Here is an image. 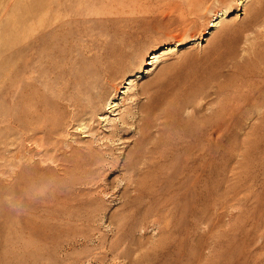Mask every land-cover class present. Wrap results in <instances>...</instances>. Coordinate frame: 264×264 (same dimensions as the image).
<instances>
[{
  "label": "rangeland",
  "instance_id": "1",
  "mask_svg": "<svg viewBox=\"0 0 264 264\" xmlns=\"http://www.w3.org/2000/svg\"><path fill=\"white\" fill-rule=\"evenodd\" d=\"M180 4L0 0V264H264V0ZM119 49V105L77 119L69 100ZM230 103L218 145L184 133Z\"/></svg>",
  "mask_w": 264,
  "mask_h": 264
},
{
  "label": "bare ground",
  "instance_id": "2",
  "mask_svg": "<svg viewBox=\"0 0 264 264\" xmlns=\"http://www.w3.org/2000/svg\"><path fill=\"white\" fill-rule=\"evenodd\" d=\"M208 2V0H182V5L180 4V5H178V7H179V11H181V13L183 12V15L184 16H182V17H184L185 19H187V18H189L190 16H193V15H195V14H197L198 12H199V9L201 8V7H204V5L206 4ZM259 12V11H258ZM257 15V14H256ZM259 19V18H258ZM28 21V20H27ZM26 21V22H27ZM30 22V21H29ZM28 22V23H29ZM255 22V21H254ZM27 23V24H28ZM257 25H259L258 23H256ZM212 27H215V26H217V23L216 24H212L211 25ZM264 34V33H263ZM15 37V36H14ZM17 37V36H16ZM15 37V38H16ZM14 40H16V39H14ZM129 46V45H128ZM121 48H122V46H120ZM117 49V48H116ZM127 50V49H126ZM126 50L124 51V49H119L118 51H116L114 54H112V55H108L109 57H107L101 64H99L100 66L93 72V74H96L95 76H97L96 77V79H95V81L93 82V81H91L90 82V80L89 81H87V78H86V81H84L83 83H81V85H80V93L79 94H77V96L73 99V100H69V101H72L71 103L73 104V106L75 107V109H76V116H77V119H80V118H82V117H90L92 120L93 119H95V117H96V115L97 114H99V113H101V112H105L106 111V108H107V106L109 105L110 107H109V109H111V108H114L115 106H117V105H119V104H113L114 102H109V100H110V98H109V96H110V93H109V90H108V87H106V85H109L110 86V88L112 87L113 89H114V91H116L117 93L119 92V93H125V91H122L121 90V88H125L124 86L123 87H119L120 85H122V81H120L119 83L117 82L116 83V81H118V79L120 78V76H118V74H121L122 76L121 77H123V76H125V74L129 71V66L127 67V65L126 64H128L127 62L125 63V58H126V54H125V52H126ZM115 51V50H114ZM16 52V51H15ZM14 52V53H15ZM128 52V51H127ZM17 53V52H16ZM259 54V53H258ZM105 55V54H104ZM256 55V54H255ZM16 56V55H15ZM106 56V55H105ZM257 56V55H256ZM256 56H255V58H256ZM262 56V55H261ZM104 57V56H103ZM102 57V58H103ZM157 57L158 56H156V55H152L151 56V58H152V60H154V62L153 63H155L156 61H157ZM259 57H260V55H259ZM16 58V57H15ZM105 58V57H104ZM258 58V57H257ZM76 59V58H75ZM80 59V58H79ZM78 59V60H79ZM90 59V58H89ZM260 59V58H259ZM259 59H257V60H259ZM74 60V59H73ZM262 60V59H261ZM249 61V60H248ZM256 61V60H255ZM263 61V60H262ZM69 62H71V60L69 61ZM94 62V61H93ZM264 62V61H263ZM262 62V63H263ZM86 63V62H85ZM84 63V64H85ZM71 64V63H70ZM93 64H95V63H93ZM150 65H153V64H151V63H149ZM73 65V64H72ZM96 65V64H95ZM244 65V64H243ZM27 66V65H26ZM23 67H25V66H23ZM88 67V66H87ZM92 67V66H91ZM96 67H97V65H96ZM241 67V66H240ZM239 67V68H240ZM246 67H247V65H246ZM70 68V67H69ZM80 68V67H79ZM95 68V67H94ZM93 68V69H94ZM238 68V67H237ZM16 69V68H15ZM28 69H29V67H28ZM31 69V68H30ZM68 69V68H67ZM66 69V70H67ZM18 70V69H17ZM26 70H27V68H26ZM26 70H24V71H26ZM42 70V69H41ZM85 70H87V68H85ZM239 70H241V69H239ZM22 71V70H21ZM70 71V70H69ZM78 71V70H77ZM83 71V70H82ZM88 71H89V69H88ZM60 72V71H59ZM25 73V72H24ZM66 73V72H65ZM75 73V72H74ZM243 73H244V71H243ZM242 73V74H243ZM47 74V73H46ZM70 75H71V73H70ZM82 75V74H81ZM90 75V74H89ZM262 75V74H261ZM260 75V76H261ZM15 76V75H14ZM45 76V75H44ZM58 76H60V75H58ZM65 76H66V74H65ZM74 76H75V74H74ZM88 76V75H87ZM17 77V76H16ZM18 77H19V75H18ZM17 77V78H18ZM32 77V76H31ZM33 77H35V76H33ZM72 77V76H71ZM91 77V76H90ZM90 77H88V78H90ZM40 78V77H39ZM39 78H36V79H39ZM47 78V77H46ZM49 78H51V77H49ZM60 78V77H59ZM63 78V77H62ZM61 78V79H62ZM74 78V77H73ZM72 78V79H73ZM79 78H80V76H79ZM32 79V78H31ZM33 79H35V78H33ZM43 79H44V77H43ZM66 79H67V77H66ZM68 79H70V78H68ZM81 79V78H80ZM85 79V78H84ZM121 79V78H120ZM16 80V79H15ZM15 80H13L14 82H15ZM92 80H94V79H92ZM19 81V80H18ZM40 81V80H39ZM70 81V80H69ZM72 81V80H71ZM77 81V80H76ZM124 81H126L124 84H128V85H131L132 83H133V80L132 79H125ZM129 81V82H128ZM43 82V81H42ZM60 83V82H59ZM80 82H78V84H79ZM17 84V83H16ZM27 84H29V83H27ZM68 84V83H67ZM76 84V83H75ZM47 85V84H46ZM62 85H64V83H62ZM74 85V84H73ZM15 86V85H14ZM17 86V85H16ZM28 86V85H27ZM66 86V85H65ZM64 86V87H65ZM73 87V86H72ZM68 88V87H67ZM71 88V87H70ZM36 89V88H35ZM59 89H60V87H59ZM58 89V90H59ZM63 90H65L64 88H62ZM129 89V88H128ZM131 89V88H130ZM57 90V91H58ZM104 90H106L105 92H103ZM69 91V90H68ZM71 91V90H70ZM16 92H18L17 90H16ZM58 92H60V91H58ZM73 92V91H72ZM110 92H112L111 90H110ZM15 93V92H14ZM67 93V92H66ZM264 93V92H263ZM18 93H16L15 95H17ZM38 94V93H37ZM61 94V93H60ZM75 94V93H74ZM100 94H102V95H104V96H101ZM109 94V95H108ZM130 94V93H129ZM36 95V94H35ZM72 95H73V93H72ZM31 96H32V94H31ZM30 96V97H31ZM70 96V95H69ZM132 96V94H130V95H126V96H124L123 98H121V104L124 106L125 105V103H126V101L127 100H129L130 101V99H131V101H133V98L131 97ZM246 96V98L247 99H249V98H251L250 97V94H248V95H245ZM17 97V96H16ZM30 97H29V99H30ZM34 98H35V96H33ZM38 97V96H37ZM40 98V97H39ZM194 98V97H193ZM71 99V98H70ZM178 99V98H177ZM184 99H186V98H184ZM190 99V98H189ZM151 100V99H150ZM194 100V99H193ZM38 101V100H37ZM40 101H43V100H39V102ZM67 101V100H66ZM130 101V102H131ZM56 102V101H55ZM59 102H61V101H59ZM43 103V102H42ZM101 103H103V104H101ZM147 103H151V101L150 102H147ZM179 103H181V102H179ZM184 103V102H183ZM186 103H188V101H186ZM185 103V104H186ZM232 103V102H231ZM230 103V104H231ZM34 104V103H33ZM46 104V103H45ZM135 105H136V103H134ZM148 104V105H149ZM152 104V103H151ZM182 104V103H181ZM198 104V103H197ZM246 104V103H245ZM248 105H249V102L247 103ZM57 105V104H56ZM65 105V104H64ZM145 105V104H144ZM177 105V104H176ZM187 105V104H186ZM185 105V106H186ZM236 105H237V103H236ZM250 105H251V103H250ZM249 105V106H250ZM27 106V105H26ZM34 106V105H33ZM35 106H36V104H35ZM43 106L45 107V105H44V103H43ZM68 105H66V107H67ZM29 107V106H28ZM39 107V106H38ZM65 107V106H64ZM63 107V108H64ZM135 107V106H134ZM157 107V106H156ZM156 107H155V109H156ZM176 107V106H175ZM182 107H183V105H182ZM189 107V106H188ZM237 106H235V104L233 103V104H231V105H228L226 108H223V109H221V110H219V111H217L216 113H211L212 115H210V116H208L207 118H204L203 120H201V119H199V120H201V121H196L197 122V124L194 126V127H192L191 126V128L189 127V128H186L187 129V131L186 132H184V133H186V135L188 134V136H190V135H193V136H195V137H197L198 139L200 138V137H202V139H203V137L204 136H206L207 135V137L208 136H210V139H212V141L211 142H213L214 143V145L216 146V145H218L219 143H220V141L222 142V140L220 139V137H219V132L220 131H222V130H224V129H228V130H233V128L236 126V124H235V118H236V114L238 113V111H237V109L238 108H236ZM32 107H30L29 109H31ZM69 108H70V106H69ZM133 108V107H132ZM136 108V107H135ZM147 108L148 107H142V109H141V112L142 113H146L147 112ZM158 108V107H157ZM185 107H183V109H184ZM195 108H197V107H195ZM242 108V107H241ZM28 109V108H27ZM36 109V108H35ZM38 109V108H37ZM46 109H48L47 107H46ZM45 109V110H46ZM57 109V108H56ZM60 109V108H59ZM72 109V108H71ZM119 109V111H120V107L118 108ZM130 109V108H129ZM165 109H167V108H165ZM182 109V110H183ZM200 109V108H199ZM198 109V110H199ZM32 110V109H31ZM42 110H43V108H42ZM50 110V109H49ZM53 110V109H52ZM66 110V109H65ZM168 110V109H167ZM170 110V109H169ZM240 110V109H239ZM29 111V110H28ZM27 111V112H28ZM40 111V110H39ZM39 111H38V113H39ZM60 111V110H59ZM64 111V110H63ZM67 111V110H66ZM162 111H164V110H162ZM161 111V112H162ZM173 111V110H172ZM44 112V111H43ZM160 112V111H159ZM176 112V111H175ZM197 112V111H196ZM237 112V113H236ZM264 112V111H263ZM29 113V112H28ZM28 113H27V115H28ZM48 113V112H47ZM134 112H132V114H133ZM138 113V112H137ZM140 113V112H139ZM164 114H166L165 113V111L163 112ZM162 113V115H163V117H165L164 116V114ZM172 113V112H171ZM63 114H64V112H63ZM67 114V113H66ZM132 114H130V118L131 117H133V115ZM148 114V113H147ZM167 114H168V111H167ZM174 114V113H173ZM195 114V113H194ZM202 114H204L203 112H202ZM30 115H32V114H30ZM34 115V114H33ZM35 115H37V114H35ZM73 116H74V113L72 114ZM114 115H119V120L118 121H116V120H114V119H108L109 120V122L111 123V126H112V130H111V132H110V134L108 135L110 138H111V140L112 141H115L116 139V136H120L119 135V132L121 131H123L124 129H123V125H125V124H127L128 122H129V117L128 116H126V114H122V113H115ZM139 115H141V113L139 114ZM156 115H158V116H161V115H159V114H156ZM172 115V114H171ZM205 115V114H204ZM264 115V114H263ZM39 116V115H38ZM65 116V115H64ZM149 116V115H148ZM141 117L142 119H141V121H144V127H142V126H138L139 128H140V135L142 134V136H143V134L145 133V131L147 130L146 128H148V126H149V129H150V124H149V117ZM170 116V115H169ZM174 116V115H173ZM183 116V115H182ZM194 116V115H193ZM198 116H199V114H198ZM197 116V117H198ZM27 117V116H26ZM32 117V116H31ZM34 117V116H33ZM35 117H37V116H35ZM53 117V116H52ZM63 117V116H62ZM70 117V116H69ZM135 117H136V115H135ZM139 117V118H140ZM168 117V116H167ZM179 117V116H178ZM181 117V116H180ZM195 117V116H194ZM200 117H202L201 116V113H200ZM203 117H205V116H203ZM28 118H30L29 116H28ZM28 118H26V119H28ZM157 118V117H156ZM166 118V117H165ZM176 118V117H175ZM183 118H185L184 116H183ZM196 118V117H195ZM31 119H33V118H31ZM30 119V120H31ZM54 119V118H53ZM87 119V118H86ZM90 119V120H91ZM134 119V118H133ZM153 119V118H152ZM171 119L172 120H174V118H172V116H171ZM170 119V120H171ZM181 119L182 118H180V121H181ZM191 119V118H190ZM49 120H51V122H53L52 121V119H50L49 118ZM57 120V119H56ZM65 121H67L66 119H64ZM107 120V119H106ZM137 120V119H136ZM157 120H159L158 118H157ZM156 120V121H157ZM171 120V121H172ZM186 120V119H185ZM192 120V119H191ZM194 120V119H193ZM46 121V120H45ZM55 121V120H54ZM64 121V122H65ZM71 121V120H70ZM69 120H68V122H70ZM80 121V120H79ZM81 121H82V119H81ZM85 121V120H84ZM133 121V120H132ZM140 121V122H141ZM167 121V120H166ZM165 121V122H166ZM171 121H169V122H171ZM41 122V121H40ZM44 122V121H43ZM43 122H41V123H43ZM47 122V121H46ZM50 122V121H49ZM88 122V121H87ZM151 122V121H150ZM165 122H164V124H165ZM184 122V121H183ZM183 122H182V124H183ZM40 123V124H41ZM66 123V122H65ZM70 123H72V122H70ZM74 123V122H73ZM76 123V122H75ZM74 123V124H75ZM82 123V122H81ZM86 123V122H85ZM90 123V122H89ZM120 123L121 124H123L122 126L120 125ZM130 123V122H129ZM146 123V124H145ZM177 123V122H176ZM186 123V122H185ZM44 124V123H43ZM49 124H52V123H49ZM57 124V123H56ZM59 124H61V123H59ZM77 124V123H76ZM87 124V123H86ZM85 124V125H86ZM181 124V123H180ZM194 124V123H193ZM192 124V125H193ZM42 125V124H41ZM46 125V124H45ZM63 125V124H62ZM79 125H81L80 123H79ZM138 125H140V124H138ZM146 125V126H145ZM175 125V124H174ZM178 125V124H177ZM186 125H187V123H186ZM50 126V125H49ZM53 126H55V124L53 125ZM63 126H66V125H63ZM62 126V128H64V129H66L65 127H63ZM81 126H83V125H81ZM87 126V125H86ZM127 126V125H126ZM125 126V127H126ZM180 126V125H179ZM190 126V125H189ZM39 128H42V127H39ZM45 128V127H44ZM50 128V127H49ZM49 128H48V130H49ZM61 128V130H63ZM68 128V127H67ZM89 128V127H88ZM185 128V127H184ZM83 129H84V127H83ZM85 129H86V127H85ZM38 130H40V129H38ZM89 130V129H88ZM88 130H86V131H88ZM128 130V129H127ZM126 130V131H127ZM180 130V129H179ZM183 130V129H182ZM45 132H47V131H45ZM50 132H51V130H50ZM230 132V131H229ZM179 133V132H178ZM182 133V132H181ZM54 135V134H53ZM179 135V134H178ZM183 135V134H182ZM185 136V135H184ZM97 137V136H96ZM174 137H176V136H174ZM179 137V136H178ZM183 137V136H182ZM189 138V137H188ZM96 139V138H95ZM98 139V138H97ZM171 140H172V138H170ZM185 139H187L186 137H185ZM190 139H192V138H190ZM178 140V139H177ZM179 140H180V137H179ZM195 140V139H194ZM193 140V141H194ZM98 141V140H97ZM96 141V142H97ZM117 141V140H116ZM197 141H199V140H197ZM197 141H196V143H197ZM171 142H173V141H171ZM180 142V141H179ZM178 142V143H179ZM182 142V141H181ZM186 142V141H185ZM188 142V141H187ZM201 142H203V141H201ZM113 143V142H112ZM170 143V142H169ZM176 143V142H175ZM208 143V142H207ZM177 144V143H176ZM202 144V143H201ZM208 144H210V143H208ZM222 144V143H221ZM172 145H173V143H172ZM197 145H199V143L197 144ZM205 145H207L206 143H205ZM205 145H203L204 146V148H205ZM179 146H180V144H179ZM190 146V145H189ZM209 146V145H208ZM210 146H211V144H210ZM200 147H201V145H200ZM218 147V146H217ZM110 148V147H109ZM137 148V147H136ZM176 148V147H175ZM175 148H174V150H175ZM181 148V147H180ZM185 148H187V145H186V147ZM199 148V147H198ZM204 148L202 147V149L204 150ZM212 148H213V146H212ZM215 148V147H214ZM88 149H89V147H88ZM188 149V148H187ZM186 149V150H187ZM196 149V148H195ZM216 149V148H215ZM110 150V149H109ZM193 150V149H192ZM198 150V149H197ZM200 150V149H199ZM214 150V149H213ZM177 152L178 151H180V149L179 150H176ZM196 151V150H195ZM170 152V151H169ZM173 152V151H172ZM181 152H182V150H181ZM201 152V151H200ZM179 153V152H178ZM190 153V152H189ZM191 153H193V152H191ZM197 153V152H196ZM171 154H173V153H171ZM187 154V153H186ZM205 154V153H204ZM166 155V154H165ZM171 156V155H170ZM169 156V157H170ZM207 157V156H206ZM188 158V157H187ZM196 159V158H195ZM193 161V160H192ZM196 161V160H195ZM194 162V161H193ZM129 184V183H128Z\"/></svg>",
  "mask_w": 264,
  "mask_h": 264
}]
</instances>
